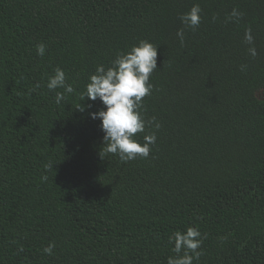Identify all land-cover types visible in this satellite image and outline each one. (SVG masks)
Wrapping results in <instances>:
<instances>
[{"label": "trees", "instance_id": "1", "mask_svg": "<svg viewBox=\"0 0 264 264\" xmlns=\"http://www.w3.org/2000/svg\"><path fill=\"white\" fill-rule=\"evenodd\" d=\"M140 40L158 46L143 115L161 127L136 138L157 140L102 159L105 106L80 94ZM56 67L75 89L60 104ZM190 226L206 234L193 264H264V0H0V264H167Z\"/></svg>", "mask_w": 264, "mask_h": 264}, {"label": "clouds", "instance_id": "2", "mask_svg": "<svg viewBox=\"0 0 264 264\" xmlns=\"http://www.w3.org/2000/svg\"><path fill=\"white\" fill-rule=\"evenodd\" d=\"M202 9L199 4H194L191 9L183 13L179 19L183 25L176 33L181 44L184 43L185 32L188 28L196 30L201 23ZM243 13L237 8H233L226 17V22L239 21ZM216 17L214 16L213 19ZM245 44L249 45L248 53L255 57L258 55L254 45V37L251 29L245 32ZM39 56H44L46 45L40 43L36 45ZM158 46L148 40H140L127 52L117 54L111 62V66L105 68L103 64L98 65L94 74L89 77V83L85 92L80 94L81 101L86 98L91 101L100 99L105 106L98 112H92L93 119L101 120V130L104 132L103 148L100 156L103 159L105 154H116L121 162H128L139 158H148L151 146L156 143V131L145 134L141 143L136 138L137 133H144L146 127H154L158 130L161 125L155 116L146 120L143 115V99L151 95L153 84L150 82L151 74L158 68L157 66ZM241 70L246 69V65L240 66ZM40 85L38 84L37 87ZM47 88L49 91H56L59 88L63 92L56 91L55 102L60 104L65 98V94L75 91L72 84L67 83L65 71L56 67L54 74L48 78ZM87 107H91L88 105ZM79 111L85 110V105L76 108ZM51 164H46L45 168H51ZM47 179V177H44ZM206 234L202 235L196 227H188L185 231H176L171 236L170 242L174 244L172 251L175 256H169L167 264H193L199 261L202 252L199 250L203 244ZM55 243H50L42 249L43 253L52 255Z\"/></svg>", "mask_w": 264, "mask_h": 264}]
</instances>
